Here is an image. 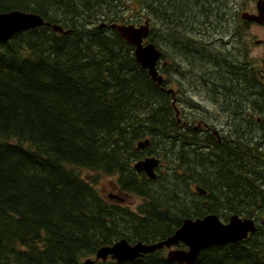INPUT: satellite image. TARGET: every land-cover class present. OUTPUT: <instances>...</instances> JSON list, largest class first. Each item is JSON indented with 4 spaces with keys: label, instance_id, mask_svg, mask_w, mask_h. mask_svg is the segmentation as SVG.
I'll return each mask as SVG.
<instances>
[{
    "label": "trees",
    "instance_id": "trees-1",
    "mask_svg": "<svg viewBox=\"0 0 264 264\" xmlns=\"http://www.w3.org/2000/svg\"><path fill=\"white\" fill-rule=\"evenodd\" d=\"M230 2L0 0V13H36L65 31L43 24L0 42V264H85L103 246L124 238L158 242L186 218L210 213L224 221L233 214L254 218L257 231L212 245L191 264H264L263 70L258 80L226 76L230 66L216 61L221 47L215 42L210 60L204 46L181 52L197 55L201 76L207 72L212 79L213 100H234L235 108L243 100V114L233 124L243 130L240 142L202 141L189 113L199 106L189 100L181 107L162 92L134 46L110 26L141 24L146 9L153 32L162 22L170 40L179 32L197 35L191 25L205 17L212 26L221 23ZM226 33L218 37L225 40ZM148 138L149 146L138 148ZM153 155L162 164L150 179L133 163ZM83 170L118 175L120 190L140 197V204L134 209L106 199ZM94 264L183 263L163 249Z\"/></svg>",
    "mask_w": 264,
    "mask_h": 264
},
{
    "label": "water",
    "instance_id": "water-1",
    "mask_svg": "<svg viewBox=\"0 0 264 264\" xmlns=\"http://www.w3.org/2000/svg\"><path fill=\"white\" fill-rule=\"evenodd\" d=\"M264 10V0L258 1V10ZM242 17L249 21L264 23V17L260 14L244 12ZM43 24L52 25L54 30L65 32L63 27L58 24L46 22L44 18L35 13H27L19 10L0 13V42L8 41L15 33L35 28ZM106 25L105 23L102 24ZM111 28L118 32L135 48L134 53L137 61L144 69H147L151 77L157 83H162L163 77L159 75L156 65L161 52L155 44L144 45V38L149 33V25H135L113 23ZM170 92L173 90L170 89ZM179 113V111H177ZM150 144V139L138 142L139 148H144ZM160 159L156 156H148L137 161L134 168L139 172L144 171L150 178H156V168L160 164ZM201 194L207 191L197 186ZM257 221L251 217H243L233 214L227 222L223 221L219 215L210 213L204 217L186 218L182 225L169 237L155 243H130L127 239H121L113 245L101 247L96 253V260L106 261L109 258L117 262L134 260L137 257L155 252L159 249L168 248L167 257L170 260L183 264L193 263L202 250L223 243H236L249 237L257 231ZM181 244L185 248L179 247ZM95 259L87 258L85 264H94Z\"/></svg>",
    "mask_w": 264,
    "mask_h": 264
},
{
    "label": "flooded vegetation",
    "instance_id": "flooded-vegetation-1",
    "mask_svg": "<svg viewBox=\"0 0 264 264\" xmlns=\"http://www.w3.org/2000/svg\"><path fill=\"white\" fill-rule=\"evenodd\" d=\"M257 2L258 0L255 1L253 8L251 7V9H249L250 11L246 9L243 12L248 11L250 13L256 14L258 12ZM193 20L194 18H191V21ZM242 20L244 26H247L246 30H249L251 26L264 27V24H261L260 22L257 21H249L244 19L243 17ZM210 21L211 20L209 17H205L203 19L205 26L208 23H210ZM141 24H148L151 26V27L149 26L148 35L144 38L143 41L144 45L153 43L155 44L156 48L161 52L160 58L157 61L156 68L157 71L159 72V75L163 77V81L162 83H160L162 92L171 94L172 100H176L181 105V107L183 106L184 103H187L189 100H191L199 106L198 108H202L200 102H202L203 100L212 99V97H210L211 90L209 84L212 82V79L209 77L208 73L206 72V76L204 77L201 76L202 82L204 83L203 86H205V88L203 89V93L201 92L190 93L180 83H178L180 86V89H178L176 87L174 80L179 81L176 75L180 76V74L186 72L184 69L190 66L189 65L191 61L190 57L195 61L197 58V55L186 57V55L181 54V52L192 51L195 49V46H198L199 48L200 46H204L205 47L204 57L210 60L211 49L213 44L211 39H207V36L204 37L202 36L203 37L202 38L201 34L196 35L193 33H188V35H186L187 39H181L180 37L182 36V34L183 33L185 34V32H182V33H176L175 35H173L172 39L170 40L164 30V25L162 22L161 23L158 22V24H156L157 25L156 31L153 32V23L152 21L149 20L148 12L146 9H144L143 22ZM230 29L232 31L230 30L227 31L226 33L227 42L226 44H224L225 49L219 50L222 52L221 54L215 56L216 61L222 66L224 65L230 66V69H226L227 70L226 76H228V74L230 73H234V74L236 73L237 76H241L242 73H244L247 77L250 74H252L253 75L252 78L258 80V73L260 71L258 68L259 63H257V59H256L257 57L253 55L252 52L253 46L250 45L249 47V45L246 44L243 35L238 29H234V30L232 28ZM243 31L246 32L244 29ZM260 40L262 41L260 42ZM253 41L255 42L254 44L256 45L259 46L264 45L263 39H259V38L256 40L253 39ZM170 48L174 49L175 54H173V51H171ZM198 56L200 57V54H198ZM172 60L175 61L176 63L173 66V74H175V76H171L170 73L168 72L169 63ZM261 76L263 78L264 74L260 73V77ZM169 89H174V93L170 92ZM232 101L234 100H215L214 103L216 104L217 107L216 108L214 107V110H211L210 108L204 106L206 107L205 108L206 111L210 113L209 114L211 115L210 118H208L205 115L202 109H201L202 113L193 114L196 117L194 123L195 125L194 131H196L199 135H202L201 137H204V139H201L202 141L206 139L205 137H209L210 140L214 139L215 143H220V144H225V143L230 144L234 142L237 143L240 142L241 136L243 134V130L238 129L236 127H235L236 129L233 128V124L237 123V120L235 121L234 119H238L243 114V107H242L243 100H236V102L238 103L237 108H235L234 106L235 101L234 103H232ZM213 146H214L213 144L212 145L210 143L207 144L208 148H211ZM236 150L238 151V149ZM233 154L236 158L239 157L238 152H234ZM119 192L122 194H126L122 190H119ZM110 196L113 197V199H115L118 202L125 201V198L122 196L116 194Z\"/></svg>",
    "mask_w": 264,
    "mask_h": 264
},
{
    "label": "rangeland",
    "instance_id": "rangeland-1",
    "mask_svg": "<svg viewBox=\"0 0 264 264\" xmlns=\"http://www.w3.org/2000/svg\"><path fill=\"white\" fill-rule=\"evenodd\" d=\"M255 1L256 0H231V2L229 4V6H230V8L228 10L229 12H227V17L222 19L221 23L217 22L214 26H212V24L208 23L205 26L204 22L198 21V22H195L197 24L193 23L191 26L198 27L197 35H199V33L202 32L201 37L207 35V39H211V41L215 42L219 47H221V49H225L224 44H226L227 39L222 40L221 38L218 37L219 34L223 33V32L230 31L231 30L230 28H232L233 30L238 29L241 32V34L243 35V37L246 41V44L249 45V47H250V45L253 46L252 52H253V55L255 57H257L256 58L257 63H259L258 68H259V70H263L261 73L264 74V65H263V63H264V45H260V46L256 45V44H254L255 42L253 41V39L256 40L258 38L264 40V27H262V26H260V27L251 26V28L249 30H246L247 26H244V23H242L243 20H242V15H241L244 10H246V9L249 10V9H251V7L253 8ZM191 26H188V27H191ZM218 27H222L220 29L221 31L217 32L215 34H211V33H213V31H218ZM243 29L246 32H244ZM179 33H182V32H179ZM181 37H186V34L183 33ZM221 52L222 51H219V54H221ZM189 65L190 66L185 68L184 70L190 75L191 80H189L188 78L185 79L184 74H180V76L176 75V77L179 80V81L174 80L176 87L178 89H180V86L178 84V83H180L190 93H197V92L203 93V89L205 88V86H203L204 83L202 82V78H201V75H202L201 72L202 71L198 68V65L195 64L194 59H191ZM168 72L170 73L171 76H175V74H173V68L169 67ZM181 72H182V70H181ZM182 75H183V77H182ZM262 79L264 82V76ZM210 97H212V95H210ZM214 102H215V100H213V99L203 100L202 102H200L202 108H198V107H196L195 109L189 108V113L190 114L202 113L201 112V109H202L204 111L205 115L208 118H210L211 115H209L210 113H208L205 108L208 107L211 110H214V107L215 108L217 107ZM183 106L187 107V104L184 103ZM204 106H206V107H204ZM256 116H259V115H254V118H256ZM134 163H133V165H134ZM164 165H165V163H164ZM82 175H83V177H85L89 181H93L94 178H96V180H94V185L97 187V189L102 193V195L106 199L112 200V197H110V195H113V194L122 196L125 198L124 202L129 204V206L131 205V207L134 209H136L137 205L140 204V202L142 200L140 197H137L136 195L134 196V195H130V194L126 195V194L120 193L119 192L120 188L118 187V175H116V174H114V175H103L100 173H95V172H91L88 170H83Z\"/></svg>",
    "mask_w": 264,
    "mask_h": 264
},
{
    "label": "bare ground",
    "instance_id": "bare-ground-1",
    "mask_svg": "<svg viewBox=\"0 0 264 264\" xmlns=\"http://www.w3.org/2000/svg\"><path fill=\"white\" fill-rule=\"evenodd\" d=\"M21 11V10H20ZM25 12V11H24ZM258 14L262 15V17H264V10L262 9L260 12H258ZM150 23V22H149ZM151 24V23H150ZM150 26V25H149ZM151 27V26H150ZM151 31V30H150ZM151 33V32H150ZM150 35V34H149ZM226 42V41H225ZM264 65V63H263ZM161 85V84H160ZM143 149V148H142ZM164 159V158H163ZM160 167V166H159ZM142 172V171H141ZM144 172V171H143ZM158 176V175H157ZM197 190V189H196ZM97 261V260H96Z\"/></svg>",
    "mask_w": 264,
    "mask_h": 264
}]
</instances>
